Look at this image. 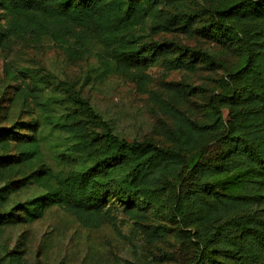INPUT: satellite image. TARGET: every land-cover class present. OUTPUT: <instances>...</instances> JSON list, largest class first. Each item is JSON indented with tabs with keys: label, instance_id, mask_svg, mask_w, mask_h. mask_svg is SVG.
<instances>
[{
	"label": "trees",
	"instance_id": "trees-1",
	"mask_svg": "<svg viewBox=\"0 0 264 264\" xmlns=\"http://www.w3.org/2000/svg\"><path fill=\"white\" fill-rule=\"evenodd\" d=\"M203 18L207 33L235 45L239 60L221 76L205 121L151 93L171 120L167 146L119 135L74 83L63 81L62 91L27 75L23 102L31 108L30 95L39 113L16 129L0 127V149L15 151L0 156V233L53 208L91 229L116 224L121 210L147 243L166 232L150 217L175 221L179 264H264V0H0V49L52 40L71 61L96 58V80L117 74L145 92L153 62L192 70L197 56L209 60L202 50L190 58V48L153 38L193 32ZM30 185L40 193L9 206ZM0 264L27 263L12 250Z\"/></svg>",
	"mask_w": 264,
	"mask_h": 264
},
{
	"label": "rangeland",
	"instance_id": "rangeland-1",
	"mask_svg": "<svg viewBox=\"0 0 264 264\" xmlns=\"http://www.w3.org/2000/svg\"><path fill=\"white\" fill-rule=\"evenodd\" d=\"M207 22L206 18L198 21L193 32L177 28L153 37L190 48L188 52L185 50L190 58H193V49L202 50L209 60H204L203 55L197 56V68L192 70L168 67L162 61L153 62L147 69L151 82L145 92L138 90L134 81L117 74L96 80L91 72L92 66L98 64L96 58L71 61L52 40L40 44L20 42L0 49V127L13 130L38 115L30 95L31 108L23 102L25 93L22 89L31 85L27 75L33 73L60 90L63 81L74 83L122 137L152 139L158 144L169 145L164 133L171 127V120L153 102L151 93H161L193 119L205 121L210 96L219 90L221 76L226 68L239 60L235 45L207 33ZM9 72L16 78L10 79ZM14 152L0 149V156ZM48 160L56 169L61 168L53 154H49ZM19 178H11L14 186L19 185ZM2 184L0 178V186ZM38 189L30 185L20 190L11 198L9 206L38 193ZM115 214L116 224L91 229L62 209L53 208L33 222L6 227L0 233V257L7 251L19 250L27 264H121L123 259L138 264H179L180 241L175 221L163 215L158 219L150 217L149 222L163 225L166 232L147 243L132 218L121 210Z\"/></svg>",
	"mask_w": 264,
	"mask_h": 264
}]
</instances>
